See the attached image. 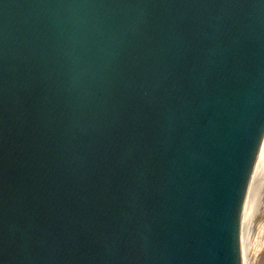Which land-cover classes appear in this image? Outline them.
<instances>
[{
  "label": "water",
  "instance_id": "obj_1",
  "mask_svg": "<svg viewBox=\"0 0 264 264\" xmlns=\"http://www.w3.org/2000/svg\"><path fill=\"white\" fill-rule=\"evenodd\" d=\"M264 144V0H0V264H242Z\"/></svg>",
  "mask_w": 264,
  "mask_h": 264
},
{
  "label": "rangeland",
  "instance_id": "obj_2",
  "mask_svg": "<svg viewBox=\"0 0 264 264\" xmlns=\"http://www.w3.org/2000/svg\"><path fill=\"white\" fill-rule=\"evenodd\" d=\"M262 175L263 176H260L261 183L259 181L257 183L260 184V187L258 186L259 188L257 189L259 190L257 194L258 198L256 197V201L253 203L255 209L252 208L254 212L251 213L250 218H248L250 223L245 216H243L244 224L247 227L250 225L248 227L249 229L244 225L248 232H246L245 228L243 230L244 264H264V173ZM260 178L258 177L257 179L260 180ZM248 201L250 200L247 198L246 202ZM246 204L249 205V202ZM247 208L248 207H245L244 211L248 210ZM247 212L246 214L244 212V214L248 217Z\"/></svg>",
  "mask_w": 264,
  "mask_h": 264
},
{
  "label": "bare ground",
  "instance_id": "obj_3",
  "mask_svg": "<svg viewBox=\"0 0 264 264\" xmlns=\"http://www.w3.org/2000/svg\"><path fill=\"white\" fill-rule=\"evenodd\" d=\"M263 173H264V144H263L262 149L260 151V154H259V156L257 158V161L255 163L254 169L252 171V174H251V177H250V181L248 183V188H247V191H246V195H245V198H244L243 207H242L241 220H240V254H241V262H242V264H244L243 230L245 228L244 227L245 224L243 222V216H245V218L248 220V218H250V216H251V213L254 212V211H252L253 210L252 208H254L253 207V205H254L253 203H255L254 201H256V197L258 198V195L257 194H258V191L259 190H257V189L260 187V184H257V183H258V181L259 182L261 181L260 176H263L262 175ZM258 177L260 178V180L257 179ZM255 193H256V195H255ZM247 198H248V200H250V201H248L249 202V205L246 204V203H248V202H246L247 201ZM245 207H248L247 208L248 210L244 211L245 210ZM244 212H245V214L247 212L248 217L244 214ZM248 222L250 223L249 220H248ZM249 223H246V224H249ZM248 227L246 226L247 229H249ZM246 228H245V230H246V232H248V230Z\"/></svg>",
  "mask_w": 264,
  "mask_h": 264
}]
</instances>
